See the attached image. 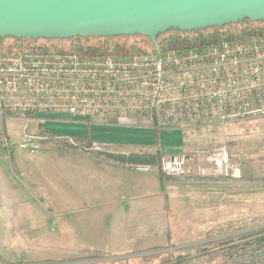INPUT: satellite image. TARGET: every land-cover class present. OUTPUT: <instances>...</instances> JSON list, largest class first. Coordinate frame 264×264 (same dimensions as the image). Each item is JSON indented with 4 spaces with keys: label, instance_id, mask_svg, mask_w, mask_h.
<instances>
[{
    "label": "built area",
    "instance_id": "2783aa9c",
    "mask_svg": "<svg viewBox=\"0 0 264 264\" xmlns=\"http://www.w3.org/2000/svg\"><path fill=\"white\" fill-rule=\"evenodd\" d=\"M193 45L127 56L0 51V118L61 112L153 130L264 118V28ZM0 143L10 146L5 135ZM19 147L39 154V138L24 133ZM183 167L182 156L161 157L167 174Z\"/></svg>",
    "mask_w": 264,
    "mask_h": 264
},
{
    "label": "crops",
    "instance_id": "0c3cea01",
    "mask_svg": "<svg viewBox=\"0 0 264 264\" xmlns=\"http://www.w3.org/2000/svg\"><path fill=\"white\" fill-rule=\"evenodd\" d=\"M26 120L23 133L39 138L40 152L32 158L26 152L14 155L9 150V159L4 152L0 160L1 264H99L124 258L128 252L117 255L121 252L99 247L124 244L122 230L130 231L129 220L140 224L142 205H162L161 213L149 208L159 214L160 225L163 217H168L163 205H168L170 197L167 193L163 197L165 184L158 173L159 179L148 172L151 169H136L132 163L106 156L152 152L157 147L163 155L182 152L181 128L153 130L110 121L88 123L61 112L29 115ZM50 139L66 144L59 146ZM143 171L146 174L140 173ZM72 221L86 238V248L72 256L74 260L66 254V260L56 263L37 258L34 246H48L47 234L58 228L64 235ZM135 233L138 235V228ZM99 253L104 255L96 257Z\"/></svg>",
    "mask_w": 264,
    "mask_h": 264
},
{
    "label": "rangeland",
    "instance_id": "374dc122",
    "mask_svg": "<svg viewBox=\"0 0 264 264\" xmlns=\"http://www.w3.org/2000/svg\"><path fill=\"white\" fill-rule=\"evenodd\" d=\"M58 45L68 47L70 44ZM16 46L20 49L21 44L6 40L0 48L12 51ZM27 118L28 115L17 114H5L0 118V137L5 135L10 142L9 147L0 143V160L4 152L9 159V150L14 155L26 152L32 158L36 156L19 147V142L24 139ZM179 136L184 149L171 154L184 158L183 172L167 174L162 170L168 176L162 177L165 186L161 190L163 197L166 193L170 197L168 205H163L168 210V217L164 216V211L160 225L156 218L159 214L152 213L149 208L161 213L162 205H142L140 224L132 219L129 220L130 231L122 230L124 244L99 247L121 252L117 255L128 252L127 256L99 264H163L173 263L178 257H182L178 264H187L189 260L184 259L199 251L197 247H216L217 243H205L208 239L219 235L224 238L227 233H238L264 224V118L224 125L189 124L179 129ZM218 152L223 154L217 156ZM235 169H238L237 176L233 175ZM148 172L159 179L155 167ZM140 173L146 174L145 171ZM137 228L138 235H135ZM46 238L49 239L48 246L34 247L36 257L47 258L48 262L66 260V255L74 260L72 256L86 248V238L73 221L64 235L55 228ZM166 242L169 244L164 245ZM101 255L104 254H96V257ZM217 257L216 252H212L197 264H216Z\"/></svg>",
    "mask_w": 264,
    "mask_h": 264
},
{
    "label": "water",
    "instance_id": "95a60500",
    "mask_svg": "<svg viewBox=\"0 0 264 264\" xmlns=\"http://www.w3.org/2000/svg\"><path fill=\"white\" fill-rule=\"evenodd\" d=\"M264 21V0H0V38L147 37ZM1 264V263H0Z\"/></svg>",
    "mask_w": 264,
    "mask_h": 264
},
{
    "label": "trees",
    "instance_id": "16d2710c",
    "mask_svg": "<svg viewBox=\"0 0 264 264\" xmlns=\"http://www.w3.org/2000/svg\"><path fill=\"white\" fill-rule=\"evenodd\" d=\"M261 28H264V21L250 22L245 19L242 23L227 24L220 29L217 27H208L206 29L191 32H181L171 29L164 34H159L157 36L156 47L153 46L147 37L141 35H117L112 37L75 36L68 39H15L12 37H4L0 38V46L4 41L12 40L17 45L21 44L20 48L27 51H76L88 56L97 54L127 56L154 51L156 48L160 47H177L181 43H192L194 44L193 46H195L197 44L213 42L219 37L229 39L237 38L245 35L248 31ZM64 42H68L70 45L68 47L58 45L60 43L63 44ZM18 48L19 47L16 46L12 51L17 50ZM0 51L12 52L5 51L2 47L0 48ZM52 143L59 146L66 144V142L61 140H52ZM162 155V152L157 147L152 152H130L126 155H107L106 157L118 162L151 164L156 168L159 176L164 178L168 176H166L161 170ZM205 243L217 244L215 245L216 247H212L211 249H209V247H197L199 251L184 259L185 261L189 260L187 261V264H197L212 252H216L218 256L216 264H264V224L257 228L238 233H227L224 238L219 235V237H215L214 239H208ZM181 259L182 257H178L173 263L168 261L163 264H178ZM18 263L5 262L4 264Z\"/></svg>",
    "mask_w": 264,
    "mask_h": 264
}]
</instances>
